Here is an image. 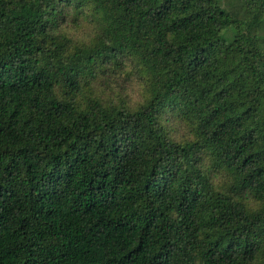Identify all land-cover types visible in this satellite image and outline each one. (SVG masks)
Wrapping results in <instances>:
<instances>
[{"label":"trees","instance_id":"trees-1","mask_svg":"<svg viewBox=\"0 0 264 264\" xmlns=\"http://www.w3.org/2000/svg\"><path fill=\"white\" fill-rule=\"evenodd\" d=\"M0 264H264V0H0Z\"/></svg>","mask_w":264,"mask_h":264},{"label":"rangeland","instance_id":"rangeland-1","mask_svg":"<svg viewBox=\"0 0 264 264\" xmlns=\"http://www.w3.org/2000/svg\"><path fill=\"white\" fill-rule=\"evenodd\" d=\"M65 28L68 29V32L75 38L80 40H87L94 36L95 30L94 27L88 22H82L77 24L76 26L71 22H67L64 24ZM121 79H115L109 82L110 88H105L102 85L100 92H104L105 89H113L118 91L117 93L122 95V99L130 102L131 104H136L141 102L143 99V91L141 89V84L139 82L130 81L127 77L121 76ZM106 92H110L109 90ZM137 105V104H136ZM213 180L217 184V186H222V175L214 176Z\"/></svg>","mask_w":264,"mask_h":264}]
</instances>
